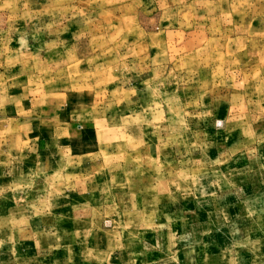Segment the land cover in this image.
<instances>
[{
	"label": "rangeland",
	"instance_id": "obj_1",
	"mask_svg": "<svg viewBox=\"0 0 264 264\" xmlns=\"http://www.w3.org/2000/svg\"><path fill=\"white\" fill-rule=\"evenodd\" d=\"M2 116L0 264H264V0H0Z\"/></svg>",
	"mask_w": 264,
	"mask_h": 264
},
{
	"label": "crops",
	"instance_id": "obj_2",
	"mask_svg": "<svg viewBox=\"0 0 264 264\" xmlns=\"http://www.w3.org/2000/svg\"><path fill=\"white\" fill-rule=\"evenodd\" d=\"M25 99L26 98L22 97V98L18 99L16 102H13L16 105L15 107L14 106H6V105H4L6 107L5 110L7 109V112L10 111L11 113H13L14 111L16 113H25L26 112V110L24 108V106H25V104H24ZM22 101H23V103H22ZM34 103L35 104H38V103H40V100L37 101V102L34 101ZM70 113H72V112L70 111ZM37 117H38V119L35 120V118H37ZM39 117H40V115H37L35 118L32 119V121H34V123L40 121V118ZM0 120H3L4 122L8 123V126H10V124H12L14 122L16 124L20 122V119L18 117H8V118H5V117L2 116V117H0ZM20 124L24 125L23 123H20ZM32 126H33V128H32L33 132H31L32 135H39L40 136V134H41V132H40V129H41L40 126H37L35 124H32ZM0 127H1V123H0ZM36 129H37V132H34ZM65 130L66 131H69L68 127H66ZM22 131L25 132L24 130H22ZM11 146H13L12 141H11ZM8 154H10L11 156H13V153H11V152H9ZM0 165H1L0 166V175L4 176L3 179L0 178V187L3 188V190H0V200L2 199V197H5V195H7L8 196L7 199H9V200H16L17 201L20 198L17 195L18 191H16V189H17V185H20L21 184V183H18L17 181L20 180L21 178H18V176L16 177L15 175H13V172L14 171H18V167L16 166L15 163L12 162V160H9V159L4 158L2 156L0 157ZM10 172H12V173H10ZM6 174H8L9 177L6 176ZM28 175H30V173H28ZM23 179H24V181L26 180L25 178H22L21 180H23ZM5 181H8V183L5 182ZM20 227L21 226H19V224L17 223V226H16V231L17 232L21 231V228Z\"/></svg>",
	"mask_w": 264,
	"mask_h": 264
}]
</instances>
